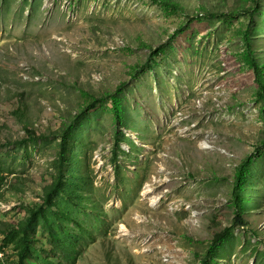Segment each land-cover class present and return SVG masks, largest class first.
I'll return each mask as SVG.
<instances>
[{
	"label": "rangeland",
	"instance_id": "374dc122",
	"mask_svg": "<svg viewBox=\"0 0 264 264\" xmlns=\"http://www.w3.org/2000/svg\"><path fill=\"white\" fill-rule=\"evenodd\" d=\"M263 113L264 0H0V264H264Z\"/></svg>",
	"mask_w": 264,
	"mask_h": 264
},
{
	"label": "trees",
	"instance_id": "16d2710c",
	"mask_svg": "<svg viewBox=\"0 0 264 264\" xmlns=\"http://www.w3.org/2000/svg\"><path fill=\"white\" fill-rule=\"evenodd\" d=\"M261 83V82H260ZM264 115V113H263ZM28 135H30L31 137H34L35 133L31 130H27ZM56 190L55 188H53L49 193L48 196L50 197L52 194H55ZM242 209V206H241ZM36 218H37V214L32 213L30 219L27 221L26 225L21 227H14L11 228V233L12 235H18V234H22V237L20 239L21 242V247H20V251L18 254L19 257V261L18 264H25L26 261L30 258V256L32 255V248H33V243L32 240L30 238V235L28 234V231L32 229L34 223L36 222ZM238 220L240 221L241 224H246L242 219L241 216L239 215ZM222 235H218L217 236V241H221Z\"/></svg>",
	"mask_w": 264,
	"mask_h": 264
},
{
	"label": "bare ground",
	"instance_id": "6f19581e",
	"mask_svg": "<svg viewBox=\"0 0 264 264\" xmlns=\"http://www.w3.org/2000/svg\"><path fill=\"white\" fill-rule=\"evenodd\" d=\"M154 204H155V202H154Z\"/></svg>",
	"mask_w": 264,
	"mask_h": 264
}]
</instances>
